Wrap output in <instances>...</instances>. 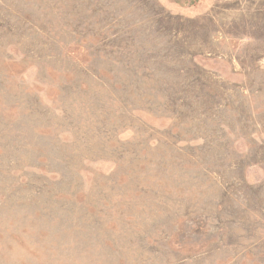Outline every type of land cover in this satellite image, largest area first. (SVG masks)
Returning a JSON list of instances; mask_svg holds the SVG:
<instances>
[{"label": "rangeland", "instance_id": "rangeland-1", "mask_svg": "<svg viewBox=\"0 0 264 264\" xmlns=\"http://www.w3.org/2000/svg\"><path fill=\"white\" fill-rule=\"evenodd\" d=\"M0 264H264V0H0Z\"/></svg>", "mask_w": 264, "mask_h": 264}]
</instances>
